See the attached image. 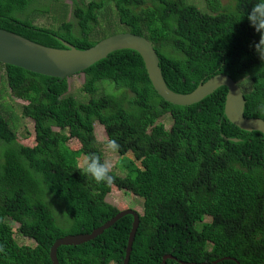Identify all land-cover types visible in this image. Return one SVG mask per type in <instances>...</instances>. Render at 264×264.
Instances as JSON below:
<instances>
[{
  "label": "trees",
  "instance_id": "trees-1",
  "mask_svg": "<svg viewBox=\"0 0 264 264\" xmlns=\"http://www.w3.org/2000/svg\"><path fill=\"white\" fill-rule=\"evenodd\" d=\"M51 1L56 9L0 0V28L46 46L64 48V40L86 49L122 27L152 43L171 90L188 93L212 75H228L242 90L244 116L264 119V47H254L261 33L239 25L234 12L235 30L221 27L226 8L219 0H203L206 10L189 0ZM39 14L47 21L35 23ZM79 73L83 84L72 93L68 78L0 63V264H52L56 238L91 232L120 210L105 200L111 186L143 199L128 264H161L165 254L176 257L166 264H264L263 136L227 120L226 88L190 105L167 102L127 48ZM14 95L29 102L15 104ZM22 117L35 122L32 146L16 140ZM94 121L120 158L132 155L124 175L110 169V184L78 165L81 153L104 159ZM68 127L78 149L67 145ZM132 220L124 214L88 241L59 245V263L122 264ZM16 233L33 244L17 243Z\"/></svg>",
  "mask_w": 264,
  "mask_h": 264
},
{
  "label": "water",
  "instance_id": "water-1",
  "mask_svg": "<svg viewBox=\"0 0 264 264\" xmlns=\"http://www.w3.org/2000/svg\"><path fill=\"white\" fill-rule=\"evenodd\" d=\"M62 42L65 45L64 48L46 46L0 28V63L14 65L34 73L64 79L78 72H82L94 62L105 58L112 51L126 48L135 50L144 63L153 88L167 102L177 105H190L198 102L216 88L224 86L226 88L224 114L227 120L242 130H256L262 134L264 160V120L259 117L244 116L245 99L243 93L240 87L229 76L215 74L205 80H201L190 92L178 93L166 85L159 66V58L154 47L148 39L141 35L128 31L116 32L100 39L86 49L76 48L64 40ZM230 139L234 141L238 140L237 138ZM127 213L133 215V221L128 232L122 264H128L131 245L138 226V215L133 209L126 208L119 210L100 226L93 228L91 232L67 234L56 238L49 248L51 263L60 264L56 255L59 245H76L88 241L102 233L104 229ZM167 258L176 259L171 254H165L162 256L161 264H166ZM223 258L227 257L219 259ZM219 259L213 260L212 262L215 263ZM231 259L236 261L237 264H240L235 258ZM179 262L181 264L185 263V261ZM188 263L208 264V262Z\"/></svg>",
  "mask_w": 264,
  "mask_h": 264
},
{
  "label": "rangeland",
  "instance_id": "rangeland-1",
  "mask_svg": "<svg viewBox=\"0 0 264 264\" xmlns=\"http://www.w3.org/2000/svg\"><path fill=\"white\" fill-rule=\"evenodd\" d=\"M62 1V0H60ZM67 3H71V0H63ZM194 3H197L200 7L204 8L205 5L203 2L199 1V0H190ZM43 2V4H41ZM41 5H45L41 8H47V7H53V9H56L53 2L51 0H37L36 2V6L39 7ZM31 6H35L33 4H31ZM51 9V10H53ZM67 19L70 21H73V17L71 15V13L69 12ZM47 21V18L45 15H37L36 19H35V23H44ZM115 31H121L122 32V27H114ZM84 81V74L83 73H79L76 75H71L68 78V83H69V91L73 93V91H75L77 88H79L81 86V84H83ZM76 85H79L78 87ZM14 100L16 102L19 103H28L29 101L22 98V97H18L16 95H14ZM164 122V125L166 128H168L170 126V119L165 117L161 119ZM22 122L20 126H22L21 128H16L15 129V133H16V140L19 143L28 145V146H32L35 144V140L33 139V135H34V121L29 118V117H22ZM93 132L95 133L96 139L99 141L102 140H108L106 134H105V130L102 124H100L98 121H94L93 122ZM67 145L71 148V149H78L80 147V143L77 141L76 138H71L68 139L67 141ZM102 150H103V158L107 159L112 167L111 169L113 171H115L116 173H118L119 175H124L126 173V169L124 167V163L126 162L128 157H132L131 153H127L125 158H120V156L118 155V153L115 152H106L102 146ZM85 154L81 153L78 157H77V161L82 160L83 156ZM79 165V164H78ZM80 166V165H79ZM105 200L110 202L111 204H113L114 206H116L118 209H133L134 211H136L139 215H143L142 213V207H143V199L141 197H139L137 194H133L130 191H126V190H119L118 188H116L115 186H111V190L110 192H108V194L105 197ZM209 218L206 217L205 220H208ZM143 221H145V219H143ZM13 227H17V223L13 222L12 223ZM15 239L17 241V243H25V244H33V240L27 237H23L22 235L16 233L15 234ZM112 264V263H110Z\"/></svg>",
  "mask_w": 264,
  "mask_h": 264
},
{
  "label": "clouds",
  "instance_id": "clouds-1",
  "mask_svg": "<svg viewBox=\"0 0 264 264\" xmlns=\"http://www.w3.org/2000/svg\"><path fill=\"white\" fill-rule=\"evenodd\" d=\"M199 1L204 3L205 5L204 8L200 7L197 3H194L189 0V2L196 4L200 9L206 10L207 6L205 2L203 0H199ZM219 1L226 8L225 22L220 26L226 29L235 30V23H232V19L230 18V13L234 12L238 16L237 23L239 25H245L248 28H251L261 33L259 42L254 45L256 51L258 52L259 48L264 47V39H262V35L264 36V0H219ZM205 19H209V18H205ZM199 29H201V26H199ZM183 41L184 39L180 36L179 39L176 41V43L181 44ZM191 43L192 42L190 39L186 40L187 47H190ZM76 74H73V75H76ZM229 77L232 79L231 76ZM76 86L78 87L79 85H76ZM9 94H10V91H9ZM13 102L15 104L19 103V102H15V100ZM23 104H27V103H23ZM33 123H34L33 139L35 140L36 138L35 137V122ZM52 129L59 130V127L53 126ZM67 134L69 136V139L75 138L74 135L71 134V130L69 129V127L67 128ZM99 143H101V145L103 146L106 152H115L118 148V145L114 140H110V139L102 140V141H99ZM78 164L83 168L84 172L90 175L97 183L104 182L106 184H110L112 182L113 177L110 174V169L112 165L107 159H101L94 153H88L83 156L82 160L78 161ZM142 213H143V210H142ZM136 214L138 215V225H139V222L141 220L139 219L140 215L137 212Z\"/></svg>",
  "mask_w": 264,
  "mask_h": 264
},
{
  "label": "flooded vegetation",
  "instance_id": "flooded-vegetation-1",
  "mask_svg": "<svg viewBox=\"0 0 264 264\" xmlns=\"http://www.w3.org/2000/svg\"><path fill=\"white\" fill-rule=\"evenodd\" d=\"M15 102H16V101H15ZM4 119H5V120L9 119V116H4ZM9 123H10L11 125H13V123H12L11 121H10ZM21 123H23L22 120H19V121L17 122V125H16V126L21 128V127H22V126H20ZM2 147H4V144H3L2 141L0 140V148H2Z\"/></svg>",
  "mask_w": 264,
  "mask_h": 264
}]
</instances>
